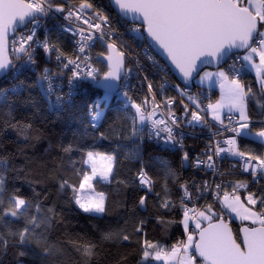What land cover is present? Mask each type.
<instances>
[{
	"label": "snow or ice",
	"instance_id": "obj_1",
	"mask_svg": "<svg viewBox=\"0 0 264 264\" xmlns=\"http://www.w3.org/2000/svg\"><path fill=\"white\" fill-rule=\"evenodd\" d=\"M110 5L117 16L126 19L131 15L134 21L139 18L141 27L128 30L133 39H150L158 45L184 81L199 76L200 82L208 81L209 87L218 82L221 97L202 107L198 99L187 96L192 106L181 101V116L174 111L175 98L166 97L158 103L153 84L148 82L151 99L145 96L137 102L129 95V89L133 67L139 68V60L133 51L125 50L123 42H116L121 34L112 27V18L104 7L93 0H79L78 3L0 0V77L3 78L0 82L8 85L0 87V109L11 112L26 106L31 112L30 118L36 119L42 116L45 105L47 111L55 112L73 106L77 89L88 82L102 89L103 96L88 105L89 120L84 135L98 133V140L109 138L99 126L105 115L101 105L113 96L123 101L118 112L124 113V120L129 122L126 135L123 130L117 133L115 148L100 152L93 145L86 151L81 150L82 166L78 169L77 162L70 161L73 175L77 177L75 182L66 175L63 163L48 169L47 162L28 156L26 148L17 149L23 157L19 166L13 153L0 154V264H129V253H112L106 247L125 242L139 246L135 264H264V183H259L264 181V152L247 147L241 150L240 146L248 138L264 146V118L253 120L249 102L254 101L261 109L264 103L256 97L251 84L241 80L243 70L251 66L264 92V0H110ZM57 13L69 22L63 31L79 37L71 55L49 35L43 40L37 38L40 21ZM29 24L32 25L30 29ZM20 27L26 31L17 36ZM9 33L13 36L11 52L14 58L9 55ZM97 42L106 48L104 71L95 67L87 54ZM37 48H42L49 58L55 53L58 71L44 67L34 78L29 75L37 67ZM240 51L244 55L236 56ZM99 55L104 56V53ZM233 56V63L227 65ZM238 61H242L239 67ZM213 64L218 69L216 72L201 74L203 66ZM161 70L169 72L171 68L165 65ZM68 72L71 75L66 76ZM65 78L67 92L63 90ZM175 87L182 97L187 95L178 85ZM163 89L162 84L160 91ZM34 91L36 96L32 94ZM25 92L27 97L22 96ZM225 108L227 124L222 116ZM209 114L219 126L217 131L210 126ZM235 114H238L237 119H233ZM4 124L16 131L27 146L38 139L33 135L37 130L32 123L6 119ZM183 127L208 129L209 139L195 157L184 150L186 133ZM146 130L149 140L155 138L163 148L181 153V166L211 171L214 177L221 178L220 182L213 180L211 184L206 180L199 184L192 180L180 185L184 193L179 204L183 218L178 223L183 225L186 239H177L170 245L148 239L149 220L140 215L148 210V198L152 195L158 202L154 205L157 210L171 211L177 207L171 199L168 181L178 177L167 160L159 161L157 173L162 174L163 195L154 191L158 181L149 175V165L141 155ZM225 132L229 133L225 139H216ZM122 141H131L134 147L124 151ZM73 151L71 144L63 147L65 154ZM120 155L137 164L129 180H116L118 189L120 185L132 189L131 194L119 202L123 224L118 222L115 228L109 226L101 230L98 240L79 235L67 240L53 239L54 227L63 222V217L51 200L49 183L56 187L58 194L70 193V202L82 213L102 218L109 213L108 196L98 192L93 181L111 184L119 174ZM228 158L237 161L229 167L247 173L251 181L224 179L234 173L221 170L222 165L218 166L217 160ZM85 166L89 170H84ZM21 179L29 186L31 196L13 183ZM213 184L214 191H210ZM190 189L194 190L195 200ZM241 189L247 192L245 200L238 194ZM209 194L214 197L212 203L206 202L202 210L195 207ZM216 202L220 211L214 210ZM188 204L193 207L189 208ZM224 212H228L230 218L235 213L240 220L242 226L235 232L224 219ZM157 220L163 225L177 223L160 216Z\"/></svg>",
	"mask_w": 264,
	"mask_h": 264
},
{
	"label": "trees",
	"instance_id": "obj_2",
	"mask_svg": "<svg viewBox=\"0 0 264 264\" xmlns=\"http://www.w3.org/2000/svg\"><path fill=\"white\" fill-rule=\"evenodd\" d=\"M74 1L76 3L79 2V0ZM53 2L56 3L54 0ZM93 2L99 5L98 2L103 3L106 2V0H93ZM113 21L115 22L116 19H113ZM118 29L120 30V27H118ZM47 35H49V37L54 42H57L65 52L70 55L73 53V46L65 34H59L56 30L50 29L47 32ZM105 52V48L99 42H97L93 48V59L96 61L98 68H100L102 71L106 70V67L101 63V56L99 54H105ZM35 59L37 61V67L34 72H29V75H31L33 78L36 74H39L42 71L43 67L52 66L51 59L43 52V49H39L37 51ZM161 69L162 68L159 66L155 68L147 66L144 69V74L147 77V80L153 81L154 85L156 82H158V80L161 81L162 79H165V77L168 81L173 82L174 78L169 77ZM21 78L23 79L24 77ZM2 79L3 78H0V80ZM241 80L246 84L250 83L254 92H256V97L262 101V91L257 87L253 75L248 71L243 72ZM7 86L8 85L6 82H0V87ZM193 86L196 85L193 83ZM142 91L143 90H139L137 86H135V88L132 90V95L136 101H139L142 96H145V93ZM167 92L171 93V95L174 94L171 90H167ZM101 93L102 91L93 88L88 82H86L85 90L74 95L73 106L55 112L47 111V107L45 105V111L43 112L42 116L36 119L30 118L31 112L26 106H23L20 110L11 112H9L7 109H0V154L13 153L15 155L17 165L19 166L23 160V157L20 155L17 149L26 148V153L28 156L33 157L37 161L47 162L48 169H51L53 165L58 166L63 163L66 175L70 177L73 182H75L77 177L73 175L70 161H76L77 163L75 167L77 169L81 168V150L86 151L95 145L97 151H110L117 146V133H121L123 130V134H127L126 129L129 127V122L124 120V113L118 112V109L122 107L123 102L122 100L113 96L109 103L103 108L105 115L99 126L100 131L105 132L106 136L109 138L105 140H98L96 139L98 133L84 135V127L88 124L89 120L88 105H90ZM32 94L33 96L37 95L35 91ZM22 96L27 97V92L23 93ZM249 107L252 110L251 114L253 116V120H259L261 117V108L257 106L254 101L249 103ZM181 111L183 110L181 109ZM25 117H29V119L25 120ZM6 119L10 120L11 122L21 120L25 123H32L34 129L37 130L33 133V135L38 137V139H33L31 141V146L25 145L22 142V138L16 131L5 127L4 121ZM12 141H16V143H12ZM122 143L125 144L124 151H128V149L134 147L131 141H122ZM69 144L73 146L74 151L72 153L65 154L63 152V147ZM200 145H202V140L200 138L189 136L186 139L184 150L189 151L191 155V153L195 151ZM240 146L242 150L247 147L255 149L258 152H260L263 147L258 141L252 140L250 138L243 140ZM141 155L145 163L149 165V175L153 176V178L158 181L154 189L155 192H161V195H163L161 191L163 180L160 179V175L162 174L157 175L159 171L160 160L163 159L169 161L171 167L176 171L178 177L176 180L170 179L168 181L171 199L175 201L177 205L175 209L171 211H166L163 209L157 210L154 205L158 202L156 201L155 196L152 195L148 198V210L140 213L141 216L148 218L149 220L146 228L147 238L154 242L158 241L163 245H170L175 243L177 239L185 238L183 227L181 223H178L183 215V211L179 207L180 197L183 195V190L180 188V185L185 181H189L192 176L198 175L200 173L195 171L191 166H188L187 168H183V166H181L179 159L181 153L161 148L152 142H143L141 145ZM119 160L121 161V163L117 166V171L119 174L111 184L103 181H93L96 190L98 192H105L108 196V203L110 205L109 213L102 218H97L82 213L73 203L70 202V193L63 195L58 194L56 187L49 183L48 187L51 190V200L56 205V211L61 215V217H63V222L54 227L53 239L67 240L69 238H75L77 235H79L89 239L98 240L101 230H106L109 226L115 228L118 222L121 225L123 224V220L121 219L123 213L119 209V202L124 200L125 197L129 196L132 189H125L123 185H120L118 189L116 180H129L131 176L135 174L137 164L135 161L126 160L123 155L119 156ZM87 169L88 168L85 166L84 170L87 171ZM228 178H230V180L249 181L246 176L239 175L237 173H234ZM13 183L16 187H20L26 195L31 196V190L29 186L26 183H23L22 179L20 181H14ZM259 183L261 182L259 181ZM37 190H39V188ZM238 194L245 196V194L247 195V192L241 189ZM213 200L208 199V203H212ZM48 206H51V203H49ZM214 210H221L218 202L214 204ZM157 216L162 217L166 221L175 220L177 223L168 225L160 224L157 220ZM224 219L230 222L234 232L241 225L240 221L235 220L233 217L230 218L228 212H224ZM106 247H109L112 253H116L117 251L120 253H129V264H135L136 259H138V256H136L135 253L139 251V246L136 244L129 245L127 242H125L123 245H106ZM154 264L160 263L154 262Z\"/></svg>",
	"mask_w": 264,
	"mask_h": 264
},
{
	"label": "built area",
	"instance_id": "obj_3",
	"mask_svg": "<svg viewBox=\"0 0 264 264\" xmlns=\"http://www.w3.org/2000/svg\"><path fill=\"white\" fill-rule=\"evenodd\" d=\"M54 1H56V3H64L65 2V0H54ZM70 2H72V1L70 0ZM73 3H75V2H73ZM98 4H99L98 6L104 7L105 11H107L108 14L110 15V17L112 18V27L114 29H116L121 35H123L127 39L131 40V42L135 46L136 50L133 49V52L135 53V55L137 56V58L139 60V68L133 67V74H132L131 79H130L131 87L129 89V95L133 97L132 90L135 88V86H137V88L139 90H143L142 92L145 93V96H148L149 99H151V94L148 92L147 84H148V82H151L153 84V81L144 80L143 79L145 77L144 69L147 66L148 67L150 66V67H153V68L159 66V67L163 68L165 66V64L160 59V57L153 51V49L151 47H149V45L145 41L141 40L138 37L136 39H133V34L130 31H128V30L133 29V28H140L141 27L140 24L128 22V21L120 18L119 16H117V14L113 11V9L111 8V6H110V4L108 3L107 0H106V2H103V3H99L98 2ZM110 8L112 10H109ZM113 19H116V21L114 22ZM68 23H69L68 21H65L63 19V15L59 14V13L55 14L54 16L48 17L46 20L42 19L40 21V27H38L36 29L37 38L39 40H43L45 35L47 34V32L50 29L56 30L59 34H65L67 36L68 40L70 41L71 45L73 46V51H74V49L76 47V41L79 39V37L78 36H73V34L71 32H67L66 33V32L63 31V28L67 27ZM73 26L75 27V25H73ZM31 27H32V25L29 24L28 28L30 29ZM118 27H120V30L118 29ZM25 31H26V29L22 27L21 29L17 30L16 35L19 36L21 33L25 32ZM12 40H13V36L9 38L8 48H9V55H12L13 58H14V54L11 52ZM116 42L119 44L118 41H116ZM33 47H36V46L33 45ZM94 47H95V45L90 48V51L87 54L92 57L91 63L95 67L98 68V66L96 64V61L93 59V48ZM39 49H42V48H37V51ZM235 55H237V54H235ZM50 59H51L52 66H45V67L51 68L54 72L58 71L57 62H56V59H55V53L51 54ZM233 59H235V56H233L232 58L228 59L227 65L232 64L233 63ZM240 63H241V61L237 62V67H239ZM227 65H225V66L227 67ZM165 73L169 77H173L174 78L173 74L170 71L169 72H165ZM67 75H71V73L68 72V73H66V76ZM85 84H86V82H84L80 86V88L77 89L75 94L83 92L85 90ZM162 84L164 85V89L161 92L160 91V86ZM63 85H64V89L63 90L65 92H67L68 91V87H67V79L66 78L63 80ZM176 85H178L180 89L184 90L187 93V95L182 97L179 94V92L176 90V87H175ZM167 90H171L174 94L171 95V93H168ZM153 91L154 92L156 91V100H157L158 103L160 101H162L166 97L175 98L176 106L174 108V111H176V113L178 115H181V116L183 115V111H181L182 108L180 106V102L181 101H183V103H185V104H189L190 107L192 106L190 104L187 96H192L193 98L198 99L201 102V106L202 107L206 106L209 102H211L214 99V89L213 88H199V87H196V86H193V85L185 86V85L180 84L175 78H174L173 82H170L167 79L166 80L162 79L161 81L158 80V82H156L155 85L153 84ZM145 96H142L139 99V101H137V102H140ZM133 99H134V97H133ZM202 115H203V113H202ZM222 116L224 118L225 124H227L228 123V118H227L228 117V111L222 113ZM207 119L210 122V126H211L212 130L213 131H217L219 126H218V124L215 121H212V117H211L210 114L207 116ZM233 119H237V115L236 114L233 116ZM183 131L186 133L185 139H184V144L185 145H186V139L189 136H195V137H198V138H200L202 140V145H200L195 151H193L191 153V156L195 157L197 153H200L204 149L205 144L207 143V141L209 139L208 129H206V128L205 129H201L200 127H196V128L183 127ZM228 135H229V133L225 132L222 136L216 137V139L223 140ZM144 141L152 142L155 145L163 148L161 146V144L158 143L155 138H153L151 140H149L147 138V130L145 131V139H144ZM222 146L226 147V145H222ZM260 152H264V146L262 147ZM224 155H227V154H224ZM236 163H237V161L234 158H228V159H225L223 161L217 160L218 166L222 165L221 170L228 169L230 171H233V173H237L239 175L246 176L249 179V181H251L252 178L247 173H241L239 168L231 169L229 167L230 165L236 164ZM192 168L195 171H197L198 173H200V174L192 176V178L189 179V182H191L192 180H195V182L197 184H199L201 181H205V180L208 181L210 184L213 182V180H215L216 182H220L221 178L219 176L214 177L213 173L211 171L205 172L202 169H195L194 167H192ZM224 179L230 180V178H228V177H225ZM260 182L264 183V181H260ZM190 191H193V200H195L194 190L190 189ZM210 191H214V184H213V187H212V189ZM229 191H231L230 188H229ZM183 195H184V193H183ZM221 195H223L222 192H221ZM208 199H212L213 200L214 197L211 194L205 196L204 198L200 199L198 203L195 204V207H197L198 209L202 210L203 209V205L206 202L208 203ZM185 203H187V201H185ZM188 207L189 208L193 207V204H188Z\"/></svg>",
	"mask_w": 264,
	"mask_h": 264
},
{
	"label": "water",
	"instance_id": "obj_4",
	"mask_svg": "<svg viewBox=\"0 0 264 264\" xmlns=\"http://www.w3.org/2000/svg\"><path fill=\"white\" fill-rule=\"evenodd\" d=\"M108 1V3L110 4V0H107ZM111 6V5H110ZM111 8H112V6H111ZM113 9V11L116 13V10L114 9V8H112ZM120 17V16H119ZM120 18H122V17H120ZM122 19H124V20H126V21H128V22H132V23H138V24H140V20H139V18H136L135 19V21H134V18L131 16V15H129L126 19L125 18H122ZM141 25V24H140ZM22 27H20V28H18L17 30H19V29H21ZM145 35H146V33H145ZM10 37H12V34L11 33H9V36H8V43H9V38ZM152 49H153V51L160 57V59L163 61V63L165 64V65H168V67L169 68H171V73L173 74V76H174V78L180 83V84H182V85H185V86H190V85H193V79L195 78H193V79H191V80H189V81H184L183 79H182V77H181V75L174 69V67L173 66H171V62H170V60L168 59V57H167V55H166V53L161 49V48H159V46L158 45H156L154 42H152L150 39H147V40H144ZM100 43V42H99ZM101 44V43H100ZM102 45V44H101ZM103 46V45H102ZM104 48H105V46H103ZM105 51H106V48H105ZM241 52H243V51H240V52H237L236 54H238V53H241ZM106 55H107V53L105 52V54H104V56H101L100 57V61H101V63L106 67ZM224 66V65H223ZM205 68H211V69H213V68H216L215 66H214V64L213 65H206V66H203L202 68H201V71L203 70V69H205ZM1 78V77H0ZM94 88V87H93ZM96 89V88H95ZM97 90H100V91H102L103 92V90L102 89H97ZM188 167V165H185V166H183V168H187ZM242 225H240L239 227H241ZM238 227V228H239Z\"/></svg>",
	"mask_w": 264,
	"mask_h": 264
},
{
	"label": "crops",
	"instance_id": "obj_5",
	"mask_svg": "<svg viewBox=\"0 0 264 264\" xmlns=\"http://www.w3.org/2000/svg\"><path fill=\"white\" fill-rule=\"evenodd\" d=\"M243 55H244V53L241 52V53H238L236 56H243ZM256 62H257V63L259 62L258 57L256 58ZM241 63H242V61H241ZM243 63H246V62H243ZM224 67H225V66H224ZM217 70H218L217 68H213V69H211V68H205V69H203V70L201 71V74H202L203 72H216ZM246 71L250 72V73L253 75L257 87L259 88V90H261V89H260V86H259V83L257 82L256 70H255L254 68H252L251 66H248V67H246V68L243 70V72H246ZM194 85H196V86H198V87H201V88H207V87H209V83H208V81H204L203 83H201V82H200V77H199V76L195 79ZM210 88H213V89H214V92H215V97H214V99L211 101V103H215V102H216L217 100H219L220 97H221V91H220L219 83H218V82H214ZM261 94H262V101H261V103H264V92H261ZM250 102H252V100H250ZM250 102H249V103H250ZM226 111H227V109L225 108V109L223 110V113L226 112ZM210 115H211V114H210ZM236 115H237V118H238V114H236ZM262 118H264V109H261V117H260V119H262ZM260 119H259V120H260ZM255 121H258V120H255Z\"/></svg>",
	"mask_w": 264,
	"mask_h": 264
},
{
	"label": "rangeland",
	"instance_id": "obj_6",
	"mask_svg": "<svg viewBox=\"0 0 264 264\" xmlns=\"http://www.w3.org/2000/svg\"><path fill=\"white\" fill-rule=\"evenodd\" d=\"M72 2H75L74 0H72ZM76 3V2H75ZM119 43H121V42H123L124 43V45H125V50H131V51H133V49H135V46H134V44L131 42V40H129V39H126V37L125 36H123V35H121V39H119V40H117ZM136 50V49H135ZM127 63V62H126ZM198 76H196L194 79H193V83L195 82V79L197 78ZM101 96H103V92L101 93V94H99L97 97H101ZM97 97H96V99H97ZM95 99V100H96ZM112 99V97L108 100V101H106L105 102V104H102L101 105V107L102 108H104L108 103H109V101ZM87 170H89V169H87ZM241 196V195H240ZM241 198H242V200H245L246 199V194H245V196H241ZM231 217H233L235 220H238V221H240L238 218H236V216H235V213H232L231 214ZM182 218H183V215H182ZM182 218H181V220H182ZM182 225V224H181ZM182 227H183V225H182ZM184 239H186V236H185V238ZM158 263H160V262H158Z\"/></svg>",
	"mask_w": 264,
	"mask_h": 264
}]
</instances>
